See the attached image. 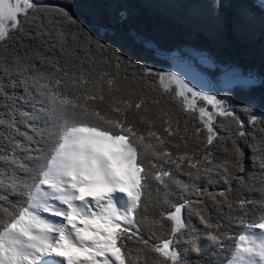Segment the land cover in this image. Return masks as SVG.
<instances>
[{
    "label": "snow or ice",
    "instance_id": "obj_1",
    "mask_svg": "<svg viewBox=\"0 0 264 264\" xmlns=\"http://www.w3.org/2000/svg\"><path fill=\"white\" fill-rule=\"evenodd\" d=\"M147 6L264 51V0ZM105 35L0 0V264H264V72Z\"/></svg>",
    "mask_w": 264,
    "mask_h": 264
},
{
    "label": "trees",
    "instance_id": "obj_2",
    "mask_svg": "<svg viewBox=\"0 0 264 264\" xmlns=\"http://www.w3.org/2000/svg\"><path fill=\"white\" fill-rule=\"evenodd\" d=\"M46 2L65 7L94 32L103 28L114 32L115 36L105 35L104 39L119 41L133 54L150 55L142 47L141 41L152 40L158 46L171 50L185 46L207 50L218 64H237L257 72H264V51L259 37L241 36L231 27L218 36L209 37L204 32L193 31L157 10L148 7L150 0H46ZM258 9L260 0H243ZM129 7L127 20L121 22L119 12ZM215 78L219 68H201ZM237 100L247 96L239 89L234 90ZM259 95V90L255 93Z\"/></svg>",
    "mask_w": 264,
    "mask_h": 264
},
{
    "label": "rangeland",
    "instance_id": "obj_3",
    "mask_svg": "<svg viewBox=\"0 0 264 264\" xmlns=\"http://www.w3.org/2000/svg\"><path fill=\"white\" fill-rule=\"evenodd\" d=\"M206 69H209V68H206ZM200 70L202 71V69H200ZM210 70H212V69H210ZM212 71H213V70H212ZM203 72H204V71H203ZM219 74H220V73H219ZM219 74H218V75H219ZM218 75H217V76H218Z\"/></svg>",
    "mask_w": 264,
    "mask_h": 264
}]
</instances>
